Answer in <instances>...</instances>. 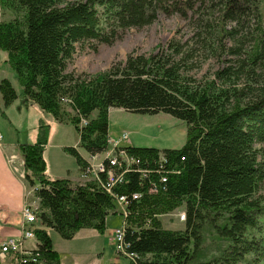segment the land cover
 <instances>
[{"label": "trees", "instance_id": "16d2710c", "mask_svg": "<svg viewBox=\"0 0 264 264\" xmlns=\"http://www.w3.org/2000/svg\"><path fill=\"white\" fill-rule=\"evenodd\" d=\"M0 7L3 16L13 14L0 21V50L8 54L23 96L73 125L79 147L89 155L109 149L113 108L164 113L187 125L181 149L128 145V156L139 158L140 168L132 163L124 173L106 161L108 169L123 174L109 193L108 172L83 184L50 178L44 156L50 126L41 120L36 143L19 145L25 181L39 187L34 195L43 228L35 231L40 247L32 264H62L48 229L66 241L83 229L105 234L107 218L117 214L116 197L122 196L128 197L126 252L134 257L124 256L122 264H195L206 225L227 243L221 264L264 263V0H0ZM163 15L188 20L191 39L174 38L149 56L130 54L90 80L67 71L77 46L113 45L119 31L147 28ZM221 52L232 59L213 78L191 76ZM0 92L6 108L19 99L8 79ZM82 119L87 126L80 127ZM65 151L86 174L89 163L79 150ZM178 210L186 213L185 228H165L161 217Z\"/></svg>", "mask_w": 264, "mask_h": 264}, {"label": "rangeland", "instance_id": "374dc122", "mask_svg": "<svg viewBox=\"0 0 264 264\" xmlns=\"http://www.w3.org/2000/svg\"><path fill=\"white\" fill-rule=\"evenodd\" d=\"M70 1L76 2L81 0ZM12 18L13 14L11 12L6 13L5 16H3V11L0 7V21L10 20ZM188 22V20L182 18L180 15L170 17L163 15L160 16L158 21L147 28L119 31L117 33V39L113 45L100 44L92 41L83 43L81 46H77V51L74 54L72 61L69 62L67 71L69 73H75L76 76L83 80H90L98 75L105 74V72L110 70L114 64L126 61L130 54L137 53L147 56L156 54L158 50L166 47L174 38L182 39L184 41L191 39L193 29H191ZM229 43L231 44V42ZM229 43H227V48L230 46ZM220 55L221 56L210 57L204 60L202 65L199 66V69H194L192 71L191 76L197 80H206L205 77L209 79L213 78L216 71L221 67L223 68L228 65L227 59H232V57L227 56L224 52H221ZM4 79L10 80L19 95V99L10 107L6 108L0 92V134L3 137L2 141H0V146L31 143L34 133L37 132L39 120L44 118L43 120L50 126L49 143L44 153L47 162L48 175H53L55 177L53 179H68L80 184L95 180L94 177H92L95 170L94 166L101 163L104 160V157L106 162V155L111 151V147H109V149L103 154H97L95 157L91 156L84 149L79 147L80 135L73 125L70 123H61L51 114H48L41 109L40 110L44 113L43 116L38 114L37 110L34 109L35 106H38L33 102L28 101L23 96V87L17 74L8 63V54L0 50V83ZM240 88H242V86H240ZM63 104L66 107H64L66 111L69 114H73L70 107V101L63 99ZM94 117H96V113L93 114L92 118ZM48 118L51 120L50 122H48ZM88 122V120L82 119L80 127L87 126ZM126 133L129 134L128 141L123 140ZM110 138L118 143L117 145H114V149L122 155L125 153L128 145L138 148H154L158 150L181 149L187 140V125L183 121L164 113L157 115H144L113 108L110 110ZM67 147L78 149L88 161L89 167L85 172L86 174H84V172H82L83 175L80 174L81 172L76 160L65 151V148ZM9 151L13 154L6 157L4 156V161L9 172L10 167H12V172L15 175H18L19 179V175H21L27 193L24 206L30 205L38 210L40 201L34 194L39 187L37 186L31 189L25 181V163L19 146L12 148ZM135 162H137L136 166L140 168L141 163L139 158H136ZM3 167L5 166L0 159V172L3 175H9L8 171L2 169ZM138 167L137 170L143 175V177H146L145 173H143L144 170L139 169ZM16 168L19 169V173ZM104 173L107 175L106 171L103 172V174ZM59 175H72V177L76 175L81 176L80 178L72 179L69 176L63 178L59 177ZM260 195L264 200V187L260 191ZM24 206L20 211V224L18 226L19 234L9 235L0 239V264H22V261L25 258L30 260L29 264L37 261L40 243L35 231L43 227L39 226L37 220L36 224L24 229L25 220L22 212ZM116 206L117 214H110L107 218L109 225V231L108 233L106 232L107 239H112L114 232L122 228L125 222L123 208L118 204ZM183 211L184 210H178L172 214L162 216L161 221L163 226L167 229L183 230L185 228V222H180L178 216V214ZM36 219H38L37 216ZM1 221L2 219H0V223ZM50 230L53 232L50 233ZM48 233L54 237V242L57 245V248L61 249V244H65L66 246L71 245V242L63 240L54 230L48 229ZM51 235L50 237L52 238ZM202 236L203 245L201 250L197 252L196 257L199 259L195 258V264H221L218 262V259H220L222 251L227 243L222 240L221 236H219L216 228H212L208 225L204 227ZM11 243L14 244L15 249L18 251H13L9 248V252H4V246L11 245ZM29 243H31V245H29ZM106 244L108 246L105 251L106 259L104 264H111L113 262L110 261L112 260V257L117 259L113 263L122 264L127 262L123 255L117 253L116 247L112 241L106 242ZM92 245H94V243H92ZM98 249L99 246L96 245L92 248V256L85 255L80 258L67 256L68 259L66 264H102L101 261H97V258L93 256L95 250ZM69 250L70 249L65 248L63 251ZM17 256L19 259L14 262L13 259ZM32 259L34 260L32 261ZM23 264H27L25 263V260L23 261ZM243 264L250 263L246 262ZM254 264H256V262ZM260 264H262V262Z\"/></svg>", "mask_w": 264, "mask_h": 264}, {"label": "crops", "instance_id": "0c3cea01", "mask_svg": "<svg viewBox=\"0 0 264 264\" xmlns=\"http://www.w3.org/2000/svg\"><path fill=\"white\" fill-rule=\"evenodd\" d=\"M37 108L39 107L35 106L34 109L37 110L38 114L43 116L44 113L40 110V108L39 109ZM43 119L44 118H41L39 122ZM50 121L51 120L49 119L48 122ZM36 141H37V132L34 133L32 142L28 144H34L36 143ZM18 146L19 144H16V145L10 144L7 146H0V159L5 166L2 168L4 171L9 172L8 167L4 161V156L6 157V156H9L10 154H13L9 150H11L12 148H16ZM11 168L12 167H10L9 175H3L0 172V219H2L0 223V239L2 237L5 238L9 235L19 234L18 226L20 224V211L22 207L24 206V202L26 200V194H27L26 187L21 179V175H19L21 179L20 180L18 175H15L12 172ZM18 168H16V170L19 173ZM80 174L83 175L82 172ZM81 175H76L74 177H72V175H59V177L65 178L69 176L72 179H77V178H80ZM49 176L52 179L55 178L53 175H49ZM106 226H107L106 232L108 233L109 231L108 222ZM51 232L53 231L50 230V233ZM106 232L105 234H100L96 230H82L76 235V237L72 241H68V242H71L70 246L61 244V249L57 248V245L54 242V237L51 234L50 235L52 236L55 249L61 255L62 264H64V262L66 264V261L68 259L67 256H72L75 258H80L85 255L92 256V248L95 247V245L99 246V249L95 250L93 256L97 258V261H101L102 264H104L105 259H106L105 251H106V247L108 246L106 242H111V238L107 239ZM92 243H94V245H92ZM29 245H31V243H29ZM101 245L104 247H102ZM65 248L70 249V250L63 251ZM116 260H117L116 258L112 257V260L110 261L114 262ZM113 262L111 264H114ZM106 263H109V262H106Z\"/></svg>", "mask_w": 264, "mask_h": 264}, {"label": "built area", "instance_id": "2783aa9c", "mask_svg": "<svg viewBox=\"0 0 264 264\" xmlns=\"http://www.w3.org/2000/svg\"><path fill=\"white\" fill-rule=\"evenodd\" d=\"M2 139H3V137L0 134V141H2ZM123 140L128 141L129 140V134L126 133V135L123 137ZM117 144L118 143L115 142L113 139H110V145L109 146L111 147V151L107 153L106 161L109 162V166H110V164L112 166H120V167H122L123 172L127 173L132 166L131 163H137V162H135V160H133V159H130V157L127 154V150H125V153H123V155L120 154V152L116 151L114 149V145H117ZM124 160H126V161H124ZM91 167H92V165H91ZM162 168H163V166L160 165V169H162ZM94 169L95 170H94V173L92 175V177H94V178H97L98 175H100L101 173H103L105 171L108 172L109 179H108V182L106 183V185H104V187L109 193H112V189L115 187V184L117 182L121 181V179L123 177V174L116 175V173H114L112 170H110V168L109 169L107 168V165L105 162V157L101 163H99L97 166H94ZM91 171H92V169H91ZM143 173H145V176L148 175V171H146V170H144ZM152 188H153L152 189L153 192H157L156 191L157 187H152ZM138 198H139V195H137V194L134 195V197H133V199H138ZM116 201H117V203L121 204V207L123 208V215L126 217L127 213H126L125 208H126V205L128 204V197H126V196L116 197ZM22 212L24 214V220H25L24 229H27L29 226H32V225L37 223V220H38V219H36L37 209H34L30 205H25ZM178 216H179L180 222L186 221L185 211L180 212L178 214ZM111 241L115 245L116 251L118 254L123 255V256L127 255L125 252V248H124V244H125V222H124L122 228H120L114 232ZM9 248H11L10 250L18 251L15 249L14 244L11 243V245L4 246V252H7ZM130 258H134V257L131 255ZM24 260H25V263H27V264L30 263V260L28 258L23 259V261ZM33 260L34 259H32V261ZM23 261H22V264H23Z\"/></svg>", "mask_w": 264, "mask_h": 264}, {"label": "bare ground", "instance_id": "6f19581e", "mask_svg": "<svg viewBox=\"0 0 264 264\" xmlns=\"http://www.w3.org/2000/svg\"><path fill=\"white\" fill-rule=\"evenodd\" d=\"M116 204H118L119 206H121V204L120 203H116ZM124 248H125V252L127 251V245H126V243L124 244ZM126 256L127 257H130L131 255H129L127 252H126Z\"/></svg>", "mask_w": 264, "mask_h": 264}]
</instances>
